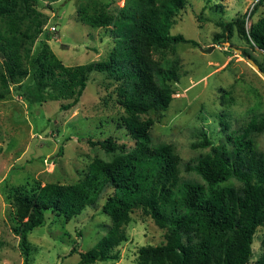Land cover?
<instances>
[{
    "label": "trees",
    "instance_id": "obj_1",
    "mask_svg": "<svg viewBox=\"0 0 264 264\" xmlns=\"http://www.w3.org/2000/svg\"><path fill=\"white\" fill-rule=\"evenodd\" d=\"M225 1L216 8L223 11ZM188 2L127 0L112 13L99 0L85 1L78 8L79 20L94 28L113 27L115 48L107 60L66 66L48 44L53 31L46 33L34 50L45 23L37 11L40 1L0 0V101L14 97L12 84L29 79L40 100L51 89L56 93L50 95L54 100H70L60 106L61 111H69L80 102L91 75L106 73L120 82L118 103L125 115L119 125L135 142L129 153L125 150L109 162L93 161L86 176L75 184L11 188L19 218L15 233L20 237L25 264H30L28 236L44 225L47 211L71 220L96 206L107 189L111 193L103 212L112 225L92 249L79 252L78 264L119 260L115 250L127 240L125 227L139 209L167 234L165 244L139 249L138 264H249L257 229L264 226V154L254 140L255 134L264 132V116L251 120L241 132L229 133L219 145L203 134L202 142L192 147L210 149L209 154L195 165L186 164V170L199 175L203 183L190 180L181 185L178 156L170 146L154 144L150 133L153 121L141 118L152 110L168 109L176 91L178 69L156 55L180 43L199 47L195 40L171 34ZM221 25L215 44L231 39L237 28L240 38L264 51V13L250 29L244 16ZM243 55L264 72L248 51ZM16 95L27 98L19 88ZM89 142L114 153L126 148L112 137ZM231 179L238 180L241 187L225 185ZM258 264H264V253Z\"/></svg>",
    "mask_w": 264,
    "mask_h": 264
},
{
    "label": "rangeland",
    "instance_id": "obj_2",
    "mask_svg": "<svg viewBox=\"0 0 264 264\" xmlns=\"http://www.w3.org/2000/svg\"><path fill=\"white\" fill-rule=\"evenodd\" d=\"M39 1L37 11L45 23L34 50L46 33L53 31L48 44L66 66L109 58L115 48L114 28H94L79 20V5L87 0ZM99 1L106 5L107 12L117 13V8L123 7L127 0ZM259 1L262 0H228L222 3L225 9L221 11L216 8L221 0H189L171 34L195 40L199 47L180 43L156 55L178 69L176 91L168 109L152 110L141 118L153 121L150 133L154 144L170 146L178 156L180 185L190 180L203 183L199 175L186 170V164L195 165L210 152L192 147L202 142L203 134L219 145L229 133L241 132L251 120L264 116V77L243 55L248 51L264 67V51L240 38L237 28L231 39L223 38L219 44L214 40L216 34L222 33L221 24L238 17H246V28L250 29L264 13V0L262 6L255 7ZM212 46L213 51H203ZM1 62L0 56V66ZM23 81L11 85L14 89L11 100L0 101V264H25L20 237L15 233L19 218L11 188L26 186L33 190L48 183L75 184L86 176L89 165L96 159L109 162L125 150L129 153L135 145L119 125L125 115L118 103L120 82L106 73L91 75L80 102L69 111H61L60 106L70 100H54L50 95L56 93L51 89L40 100L35 83ZM17 88L28 99L16 95ZM110 137L126 148L114 153L89 142ZM254 140L258 151L264 154V132L255 134ZM225 185L241 187L236 179ZM110 193L107 189L96 206L88 207L71 220L47 211L44 225L28 236L30 264H78L79 252L92 249L112 225L111 218L103 212ZM125 232L127 240L115 250L119 252V260L95 264H138L140 248L166 243V229L140 209L132 213ZM263 250L264 226H261L255 235L249 264H258Z\"/></svg>",
    "mask_w": 264,
    "mask_h": 264
},
{
    "label": "water",
    "instance_id": "obj_3",
    "mask_svg": "<svg viewBox=\"0 0 264 264\" xmlns=\"http://www.w3.org/2000/svg\"><path fill=\"white\" fill-rule=\"evenodd\" d=\"M215 49V46H212V47H208V48H206V49H204L203 51L206 53H208V52H211V51H213ZM236 50H238V49H236ZM239 51V50H238ZM246 60L255 68V69H257V70H259L260 71V73H261V75H263V77H264V72H262L261 70H260V66L252 59V58H250V57H246Z\"/></svg>",
    "mask_w": 264,
    "mask_h": 264
}]
</instances>
